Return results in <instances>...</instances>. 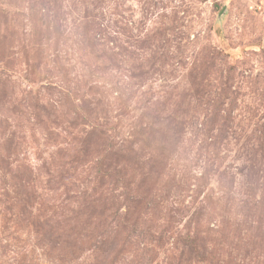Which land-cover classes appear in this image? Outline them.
I'll list each match as a JSON object with an SVG mask.
<instances>
[{
	"label": "rangeland",
	"instance_id": "374dc122",
	"mask_svg": "<svg viewBox=\"0 0 264 264\" xmlns=\"http://www.w3.org/2000/svg\"><path fill=\"white\" fill-rule=\"evenodd\" d=\"M0 264H264V0H0Z\"/></svg>",
	"mask_w": 264,
	"mask_h": 264
},
{
	"label": "water",
	"instance_id": "95a60500",
	"mask_svg": "<svg viewBox=\"0 0 264 264\" xmlns=\"http://www.w3.org/2000/svg\"><path fill=\"white\" fill-rule=\"evenodd\" d=\"M227 12H228V9H227V7L225 6L224 8H223V10L220 12V14H219V20L220 21H222L223 19H224V17H225V15L227 14Z\"/></svg>",
	"mask_w": 264,
	"mask_h": 264
}]
</instances>
